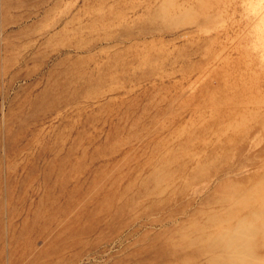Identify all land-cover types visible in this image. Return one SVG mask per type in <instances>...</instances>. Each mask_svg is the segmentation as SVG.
Returning <instances> with one entry per match:
<instances>
[{
	"label": "rangeland",
	"instance_id": "rangeland-1",
	"mask_svg": "<svg viewBox=\"0 0 264 264\" xmlns=\"http://www.w3.org/2000/svg\"><path fill=\"white\" fill-rule=\"evenodd\" d=\"M0 264H264V0H0Z\"/></svg>",
	"mask_w": 264,
	"mask_h": 264
}]
</instances>
